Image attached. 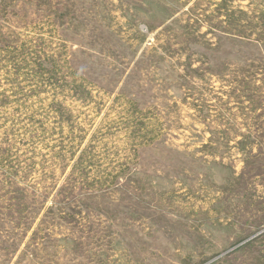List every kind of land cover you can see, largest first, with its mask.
<instances>
[{
	"label": "rangeland",
	"instance_id": "rangeland-1",
	"mask_svg": "<svg viewBox=\"0 0 264 264\" xmlns=\"http://www.w3.org/2000/svg\"><path fill=\"white\" fill-rule=\"evenodd\" d=\"M0 264H264V0H0Z\"/></svg>",
	"mask_w": 264,
	"mask_h": 264
}]
</instances>
